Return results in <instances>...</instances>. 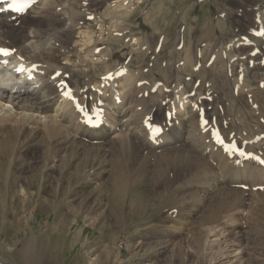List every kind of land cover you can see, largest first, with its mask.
Returning <instances> with one entry per match:
<instances>
[{
	"label": "bare ground",
	"instance_id": "obj_1",
	"mask_svg": "<svg viewBox=\"0 0 264 264\" xmlns=\"http://www.w3.org/2000/svg\"><path fill=\"white\" fill-rule=\"evenodd\" d=\"M139 3L140 0H108L104 4L101 0H39L24 17L13 19L0 14V48L14 50L0 62V191L9 196L11 191L15 193L13 189L18 183L13 177V182L10 179L13 163L21 157L29 159L30 155L24 154L23 149L33 152L37 148L35 152L45 161H57L59 178L69 175V184L73 178L88 175L92 169L96 170L92 172L96 179L110 173L116 205L125 200L129 190L146 184L153 168L165 173L172 185L192 187L189 189L195 190V194L207 198L215 193L218 197L220 191L231 187L240 191L246 186L253 192H264L263 168L230 160L210 141V132L204 133L213 124L220 126L227 122L222 134L235 133L233 140L238 143L250 145L251 138L264 134V110L258 111L259 107L264 109V35L260 34L264 32V0H226L225 8L230 10L227 14H223L224 7H214L216 17H223L225 21L221 18L213 23L207 17L204 25H198L196 17L193 27L186 25L182 31V49L178 48L181 37L176 40L174 48L180 60L171 57L165 61V67V62L161 63L160 75H154L158 78L149 80L151 83L142 75L141 67L130 69L122 65L126 54L137 50L139 43L142 46L148 43L142 23L137 22L135 26L142 32L139 31L137 41L132 36L133 24H127L140 7ZM153 12H144V19H150ZM90 16L94 17L91 23ZM207 21L209 25L205 24ZM235 26L239 30L228 34V27ZM125 31L129 33L124 34ZM193 31L196 34L189 39ZM114 44L122 47L116 49ZM256 50L259 52L253 55ZM21 67L25 71H19ZM120 69L126 70L123 77L112 81L103 79ZM62 82L83 103L88 96L90 106H96L97 99H102L105 120L100 128L85 126L73 103L62 99L66 90ZM157 83L160 87L153 93ZM197 84L200 85L196 88ZM102 85L103 95L99 96L97 90ZM116 91L121 95L118 104ZM192 93L194 96L189 95ZM244 96L253 103L243 102ZM246 110L250 116L239 118L241 111ZM169 113H172L171 121ZM150 120L164 125V133L156 141L145 127ZM205 120L208 124L202 126ZM238 135L242 137L240 141ZM91 152L96 157L91 159ZM109 153L114 155L112 168ZM152 159L154 167H151ZM28 169L29 176L23 179L21 193L25 194V201L36 199L34 193H37L40 197L36 203L41 206L49 200L41 197L40 185L34 193L29 191L27 187L36 180L37 174L33 175V167ZM130 171L135 173L134 178L129 176ZM56 196L57 192L51 203L62 201H56ZM139 199L140 196L131 200L134 207ZM10 208L1 206L2 224L14 217V210ZM163 249L165 245L160 243L159 254ZM39 250L42 251L40 247H25L21 260L34 264ZM39 257L38 264L44 263L42 256Z\"/></svg>",
	"mask_w": 264,
	"mask_h": 264
},
{
	"label": "rangeland",
	"instance_id": "obj_2",
	"mask_svg": "<svg viewBox=\"0 0 264 264\" xmlns=\"http://www.w3.org/2000/svg\"><path fill=\"white\" fill-rule=\"evenodd\" d=\"M140 4L127 24H133V34L139 37L141 29L135 26L137 22L142 23V30L148 37V53L144 55V52L138 50L131 57L134 60L132 66L145 69L142 74L144 76L148 68L159 76V65L165 60H171V57L180 60V54L175 49L176 40L181 37L180 43L183 41L182 30L186 25L192 28L196 17L198 25H204L207 17L213 23L221 18L225 21L223 17H216L218 7H224L226 13L230 12L225 8L226 0H143ZM142 9L154 11L149 21L144 19ZM185 15H188L186 19ZM183 20H187V24L182 25ZM205 24L209 25V21ZM232 30L236 33L239 27H228V34ZM195 34V31L189 34V39ZM164 35L169 40H165L163 50L155 54L154 47L159 37ZM114 46L116 49L122 47L120 44ZM150 74L145 77L151 83ZM263 110L258 108V111ZM249 116L250 111L246 110L241 111L239 118ZM233 134L224 136L233 140ZM237 137L239 141L242 139L239 135ZM255 138H251L250 143ZM247 146L249 151L264 156V139L256 145ZM37 150L33 148L31 152L23 149L24 154L30 155L29 159L21 157L14 161L10 179L13 177L15 183H18L13 189L15 193L11 191L9 196L7 190L6 193L0 191V264H25L21 260V251L27 246L42 249L35 256L36 262L39 255L42 256L41 259L45 260L42 264H264V192H253L250 188H240L239 191L231 187L220 191L218 197L215 193L207 198L206 195L195 194V190L189 189L192 187L172 185L165 173H159L153 168L150 172L152 176H149L146 184H140L131 192L129 190L125 200L116 205L113 203L115 200L110 173L96 179L92 173L96 170L92 169L88 175L73 178L69 184V175L59 178L55 166L59 165L57 161H45L41 154L35 152ZM113 156L109 153L111 168L114 164ZM94 157V152H91L90 158ZM151 161V167H154V160ZM28 167L34 168L33 175L37 174V177L27 188L34 193L38 185L42 186L41 197L49 200L41 206L36 203L40 197L37 193H34L36 199H27L29 202L25 201V194L21 193L23 179L29 176ZM157 175L161 176L156 178ZM129 176L134 178L136 175L130 171ZM54 192H57L56 201L61 202L51 203ZM191 195L195 197L191 198ZM139 196L136 205L139 204L134 207L131 200ZM3 205L14 210V217H9V222L5 224L1 222ZM17 218L18 221L15 220ZM29 219L32 221L26 222ZM212 229L215 230L212 232ZM160 243L165 245V249L159 254ZM36 262L34 264H38Z\"/></svg>",
	"mask_w": 264,
	"mask_h": 264
},
{
	"label": "snow or ice",
	"instance_id": "obj_3",
	"mask_svg": "<svg viewBox=\"0 0 264 264\" xmlns=\"http://www.w3.org/2000/svg\"><path fill=\"white\" fill-rule=\"evenodd\" d=\"M13 7H16L18 11H24V8L27 6L25 4H18L17 3V0H13V4H12ZM261 35H264V33H260ZM14 53V50L12 49H9V48H0V56H4V57H7V56H10ZM5 63H7V61L5 60L4 61ZM19 71H25V69L23 67H21L20 69H18ZM61 74L60 73H57V76H60ZM111 77H105V79H110ZM62 87H64L66 90L64 92V95L69 97V98H72L74 99L73 95H72V92H71V89L68 88V85L66 83H63L62 82ZM77 108L80 110V111H84V108L77 102ZM88 114L86 113V116ZM97 122H98V119L101 115L100 112H97ZM171 115V114H169ZM87 123L89 124H93V119L91 116H88L87 118ZM146 124L148 126V128L153 132V133H159L161 131V128L159 126H154L153 124L151 123H148L146 121ZM205 124H207V121H205ZM216 137H217V142L218 143H221L223 144V139L219 136V133L217 132L216 133ZM226 148H228V150H235L237 152H239L240 155H248L246 153H244L242 150H240L239 148H237L235 145H231V146H226ZM261 163H264V160L261 161Z\"/></svg>",
	"mask_w": 264,
	"mask_h": 264
}]
</instances>
